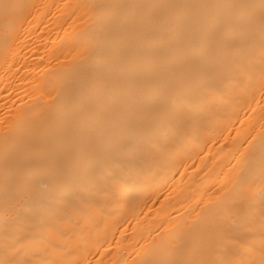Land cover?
Instances as JSON below:
<instances>
[{
  "label": "bare ground",
  "instance_id": "6f19581e",
  "mask_svg": "<svg viewBox=\"0 0 264 264\" xmlns=\"http://www.w3.org/2000/svg\"><path fill=\"white\" fill-rule=\"evenodd\" d=\"M0 264H264V0H0Z\"/></svg>",
  "mask_w": 264,
  "mask_h": 264
}]
</instances>
